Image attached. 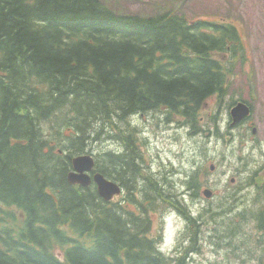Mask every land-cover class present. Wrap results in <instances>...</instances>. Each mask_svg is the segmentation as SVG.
Here are the masks:
<instances>
[{
    "label": "trees",
    "instance_id": "trees-1",
    "mask_svg": "<svg viewBox=\"0 0 264 264\" xmlns=\"http://www.w3.org/2000/svg\"><path fill=\"white\" fill-rule=\"evenodd\" d=\"M245 56L225 20L129 15L102 0H0V264H165L149 233L150 211L168 197L130 119L166 111L201 130L206 101L228 95ZM105 136L121 148L94 155ZM85 155L124 197L69 183ZM171 205L193 220L182 199Z\"/></svg>",
    "mask_w": 264,
    "mask_h": 264
},
{
    "label": "rangeland",
    "instance_id": "rangeland-1",
    "mask_svg": "<svg viewBox=\"0 0 264 264\" xmlns=\"http://www.w3.org/2000/svg\"><path fill=\"white\" fill-rule=\"evenodd\" d=\"M102 1L119 13L149 17L175 11L194 20H225L240 30L247 60L238 62L228 95L222 101L210 98L202 108L201 130L166 111L131 118L130 124L141 139L146 171L168 197L165 208L150 212L149 237L168 255L164 263L180 258L182 264H264V230L256 218L264 199L257 184L264 180V0ZM241 99L252 105L253 115L244 125L232 126L230 109ZM120 148V142L105 136L90 152ZM195 172L202 183L199 195L188 187ZM206 190L214 196L207 197ZM179 199L196 221L171 207ZM195 238L198 251L186 255Z\"/></svg>",
    "mask_w": 264,
    "mask_h": 264
},
{
    "label": "water",
    "instance_id": "water-1",
    "mask_svg": "<svg viewBox=\"0 0 264 264\" xmlns=\"http://www.w3.org/2000/svg\"><path fill=\"white\" fill-rule=\"evenodd\" d=\"M231 116L233 118L232 124L236 125L251 116V109L247 104L240 102L232 108ZM256 132V129H254V133ZM95 166L96 161L92 155L75 158L73 160V170L68 176V181L71 185H80L85 188L95 183L100 197L105 201H111L114 196L121 194V188L118 184L107 180L100 173L92 175ZM214 168L213 166L211 170L214 171ZM204 194L210 197L212 192L211 190H206Z\"/></svg>",
    "mask_w": 264,
    "mask_h": 264
},
{
    "label": "flooded vegetation",
    "instance_id": "flooded-vegetation-1",
    "mask_svg": "<svg viewBox=\"0 0 264 264\" xmlns=\"http://www.w3.org/2000/svg\"><path fill=\"white\" fill-rule=\"evenodd\" d=\"M242 125H244V123ZM175 208L177 209V207H175ZM263 210H264V203H263V201H261V203H259V207H258V211H257L258 214H256V218H257V221L259 223L260 228H262L261 225H264V214H263ZM261 222H262V224H260ZM263 239H264V237H263ZM194 241H196V239H194ZM195 248H196V244L191 242L189 248L187 249L186 255H188L189 253H191V255H193L194 253H196L198 250H196ZM185 258H186V256L183 257L182 260H184ZM177 260L178 261L175 260L176 264H182V262L180 261V258H178ZM183 262H185V260Z\"/></svg>",
    "mask_w": 264,
    "mask_h": 264
},
{
    "label": "bare ground",
    "instance_id": "bare-ground-1",
    "mask_svg": "<svg viewBox=\"0 0 264 264\" xmlns=\"http://www.w3.org/2000/svg\"><path fill=\"white\" fill-rule=\"evenodd\" d=\"M246 60H247V57L245 56V62H246ZM240 61V60H239ZM241 62H243V61H241ZM244 62V63H245ZM244 63H242V65L244 64ZM237 66H239V64L237 63V64H235L234 65V68H236ZM201 175V174H200ZM262 201H263V203H264V199H262ZM214 210V209H213ZM220 218V217H219ZM62 254V253H61Z\"/></svg>",
    "mask_w": 264,
    "mask_h": 264
}]
</instances>
